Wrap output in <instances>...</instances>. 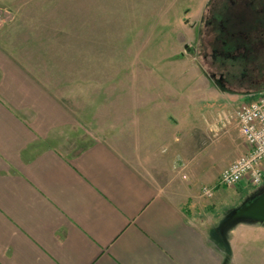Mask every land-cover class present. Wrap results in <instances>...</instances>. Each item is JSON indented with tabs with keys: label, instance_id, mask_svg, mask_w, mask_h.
I'll return each instance as SVG.
<instances>
[{
	"label": "crops",
	"instance_id": "0c3cea01",
	"mask_svg": "<svg viewBox=\"0 0 264 264\" xmlns=\"http://www.w3.org/2000/svg\"><path fill=\"white\" fill-rule=\"evenodd\" d=\"M161 98L132 134L78 148L81 115L0 47V264H264V239L234 233L227 252L191 212L177 156L198 128L182 126L181 143Z\"/></svg>",
	"mask_w": 264,
	"mask_h": 264
},
{
	"label": "rangeland",
	"instance_id": "374dc122",
	"mask_svg": "<svg viewBox=\"0 0 264 264\" xmlns=\"http://www.w3.org/2000/svg\"><path fill=\"white\" fill-rule=\"evenodd\" d=\"M222 4L228 7L232 2L0 0V47L67 110L81 115L78 148L102 136L98 134L103 130L106 137L111 128L132 134L140 108L151 103L152 116H158L153 98L160 93L158 110L176 124L181 143L185 141L182 126L198 128L187 147L178 150V174L184 181L179 186L195 196L191 212L208 226L210 239L226 240L234 233L239 239H264L259 228L237 226L248 223L264 228L259 221L242 219L220 229L225 215L258 187L242 181L215 186L209 195L201 191L204 185L214 186L220 171L245 151L235 111L253 95L245 96L241 87H222L216 81L217 72L228 70L238 76L241 68L229 57L225 64L218 56L211 63V52L223 37L217 26ZM210 6L218 17L208 22ZM233 23L224 21L226 30H234ZM251 92L261 94L264 88ZM184 105L190 109L187 118L170 110L183 115ZM258 248L264 253V247Z\"/></svg>",
	"mask_w": 264,
	"mask_h": 264
},
{
	"label": "flooded vegetation",
	"instance_id": "af4514ba",
	"mask_svg": "<svg viewBox=\"0 0 264 264\" xmlns=\"http://www.w3.org/2000/svg\"><path fill=\"white\" fill-rule=\"evenodd\" d=\"M231 2L232 5L228 7L222 4L219 19L212 6L208 10V22L217 19V26L223 36L218 40L220 41L218 48L211 52V63L214 64L213 57L216 60V56L223 58L219 61L222 64L226 63L227 57L232 58L233 62L235 60L239 68L241 67L238 76L228 70L220 71L217 72L216 81L222 87H241L240 91L244 92L245 96L254 95L252 90L264 88V0H231ZM226 20L234 22V30H226L224 26ZM229 38L234 40L231 42ZM248 64L251 65L249 69L246 67ZM214 72L212 76H215ZM244 79L246 82H243Z\"/></svg>",
	"mask_w": 264,
	"mask_h": 264
},
{
	"label": "built area",
	"instance_id": "2783aa9c",
	"mask_svg": "<svg viewBox=\"0 0 264 264\" xmlns=\"http://www.w3.org/2000/svg\"><path fill=\"white\" fill-rule=\"evenodd\" d=\"M238 106L235 118L245 151L224 167L212 187L202 186L203 195H209L215 186H233L242 181L260 186L264 179V93Z\"/></svg>",
	"mask_w": 264,
	"mask_h": 264
},
{
	"label": "water",
	"instance_id": "95a60500",
	"mask_svg": "<svg viewBox=\"0 0 264 264\" xmlns=\"http://www.w3.org/2000/svg\"><path fill=\"white\" fill-rule=\"evenodd\" d=\"M242 219L259 221L264 224V188L257 189L240 206L230 210L222 220L220 229Z\"/></svg>",
	"mask_w": 264,
	"mask_h": 264
},
{
	"label": "trees",
	"instance_id": "16d2710c",
	"mask_svg": "<svg viewBox=\"0 0 264 264\" xmlns=\"http://www.w3.org/2000/svg\"><path fill=\"white\" fill-rule=\"evenodd\" d=\"M220 239L225 243V245L227 244L224 238H220Z\"/></svg>",
	"mask_w": 264,
	"mask_h": 264
}]
</instances>
